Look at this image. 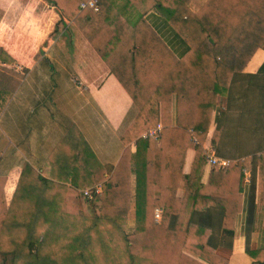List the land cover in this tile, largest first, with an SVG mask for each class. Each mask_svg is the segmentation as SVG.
Wrapping results in <instances>:
<instances>
[{"label": "trees", "instance_id": "trees-1", "mask_svg": "<svg viewBox=\"0 0 264 264\" xmlns=\"http://www.w3.org/2000/svg\"><path fill=\"white\" fill-rule=\"evenodd\" d=\"M49 1L63 14L51 38L75 22L133 103L117 144L99 136L90 145L70 124L52 152H61L57 166L36 168L14 148L5 151L0 132V264H230L217 252L210 212L221 214L224 244L252 158L231 160L221 185L206 183L204 143L231 87L264 50V0H97L98 10L82 6L89 0ZM152 10L188 45L183 56L148 22ZM6 55L0 47V59ZM43 55L37 58L59 71ZM19 84L12 79L5 99L0 93V115ZM160 123L157 137L143 136ZM221 131L218 124L213 144ZM190 149L196 153L187 171ZM16 165L21 174L8 200ZM259 171L256 231L264 229V156ZM99 184L91 199L81 197ZM247 253L251 264H264V246Z\"/></svg>", "mask_w": 264, "mask_h": 264}, {"label": "crops", "instance_id": "crops-1", "mask_svg": "<svg viewBox=\"0 0 264 264\" xmlns=\"http://www.w3.org/2000/svg\"><path fill=\"white\" fill-rule=\"evenodd\" d=\"M0 9L3 10L0 47L8 58L0 59V82H3L0 93L4 94V99L12 79L20 81L0 115V132L8 141L5 151L14 148L36 168L57 166L61 152L58 156H53L52 152L70 124L77 127L90 145L93 139L98 141L99 136L117 144L133 100L76 23L67 22L63 33L53 40L51 34L63 14L49 0H0ZM146 19L172 50L179 57L183 56L188 45L169 21L154 10L146 14ZM68 33H71L72 44L70 37H66ZM41 51L59 71H53L42 57L37 58ZM263 64L264 50L260 49L245 68L244 77L231 87L226 106L215 113L204 143V149L212 145L217 156L224 159L252 158V168L245 169L242 182V209L236 216L233 235L224 244L221 243V214L210 212L217 252L226 256L230 264H251L247 250L264 246V229L253 228L259 199V165L264 156V122H256L257 118L264 119V72L260 71ZM255 113L261 114L260 117ZM240 117H246L249 125L262 127L251 140L249 136L230 139L229 131ZM218 124L222 125V131L213 144L211 136ZM103 147L100 146V150H105ZM121 153L122 150L115 162ZM195 153L194 149L188 152L187 171ZM225 169L207 162L203 181L221 185ZM20 174L18 165L9 172L6 189L9 185L14 188L10 199Z\"/></svg>", "mask_w": 264, "mask_h": 264}, {"label": "built area", "instance_id": "built-area-1", "mask_svg": "<svg viewBox=\"0 0 264 264\" xmlns=\"http://www.w3.org/2000/svg\"><path fill=\"white\" fill-rule=\"evenodd\" d=\"M97 0H89L88 2H85L82 4L83 7L85 6H91L94 7L96 10H98V5L96 4ZM163 125L158 124V126L154 129H150L146 133L143 134L144 137H157L160 134V131L162 129ZM206 156H207V162L208 164L212 165L213 167H219V168H227L231 162L229 159H224L217 156L216 149L211 145L205 148ZM101 190V184L95 186L94 188L85 189L83 191L85 197L87 199H91L94 195V193L99 192ZM162 209L158 208L155 211V220L157 222L161 221L162 218Z\"/></svg>", "mask_w": 264, "mask_h": 264}, {"label": "rangeland", "instance_id": "rangeland-1", "mask_svg": "<svg viewBox=\"0 0 264 264\" xmlns=\"http://www.w3.org/2000/svg\"><path fill=\"white\" fill-rule=\"evenodd\" d=\"M66 37H67V39L70 37V39H71V33H68L67 35H66ZM70 41V43L72 44L73 43V39H71V40H69ZM260 115L261 114H259V113H255V116L256 117H260ZM261 119V120H260ZM260 119L259 118H257V120H256V122H258V123H261V121H262V124H263V122H264V119L263 118H261L260 117ZM247 118L246 117H240V118H238L237 120L235 119V123H237V124H234V125H232V127H231V129H230V131H229V135L231 136L230 137V139L231 138H234V139H239V138H241V137H244V136H249V138H250V140H251V137H253V135H254V133L255 132H257V131H261V128H256L255 126H253V125H249L248 123H247ZM161 124V123H160ZM259 126H261V125H258V127ZM246 141V140H245ZM242 150H244V148L243 149H241V150H237V152H241ZM15 175H16V173H15ZM7 186V185H6ZM12 189H14L12 186H8V188L6 189V191H7V195H8V199H10V197H11V194H12ZM83 199H87L86 197H85V195H84V193L82 194V196H81ZM80 210H81V213H83V214H86V213H88L85 209H84V207H83V205L81 204L80 205ZM163 210V209H162ZM134 213V212H133ZM133 213H132V215L130 216V218H129V222H128V229L130 228V230L133 228V225H134V222H133V218H134V215H133ZM155 222H156V220H155Z\"/></svg>", "mask_w": 264, "mask_h": 264}]
</instances>
